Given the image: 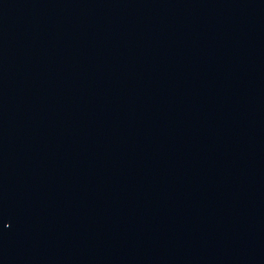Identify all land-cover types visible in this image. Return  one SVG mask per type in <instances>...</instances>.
I'll return each instance as SVG.
<instances>
[{
	"label": "water",
	"instance_id": "obj_1",
	"mask_svg": "<svg viewBox=\"0 0 264 264\" xmlns=\"http://www.w3.org/2000/svg\"><path fill=\"white\" fill-rule=\"evenodd\" d=\"M0 264H264V0H0Z\"/></svg>",
	"mask_w": 264,
	"mask_h": 264
}]
</instances>
